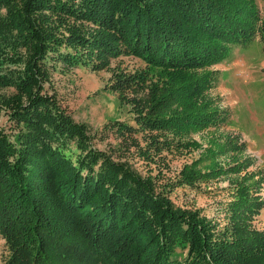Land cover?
<instances>
[{
	"label": "trees",
	"instance_id": "1",
	"mask_svg": "<svg viewBox=\"0 0 264 264\" xmlns=\"http://www.w3.org/2000/svg\"><path fill=\"white\" fill-rule=\"evenodd\" d=\"M258 35L264 45L256 0H0L5 264H264L258 188L240 182L224 218L212 219L171 196L196 184L195 165L176 184L115 155L135 146L151 164L167 150L198 149L187 137L226 119L214 67ZM123 56L142 66L127 70ZM59 62L112 71L110 88L136 113V126L99 129L122 136L114 151L96 147L90 127L61 105Z\"/></svg>",
	"mask_w": 264,
	"mask_h": 264
},
{
	"label": "rangeland",
	"instance_id": "2",
	"mask_svg": "<svg viewBox=\"0 0 264 264\" xmlns=\"http://www.w3.org/2000/svg\"><path fill=\"white\" fill-rule=\"evenodd\" d=\"M256 2L264 15V0ZM120 60L127 70L142 66L137 57L123 56ZM116 64L113 60L112 65ZM58 65L60 69L53 71L52 83L61 105L78 122L90 127L95 134L96 147L114 151L122 136L109 134L102 138L99 129L112 120L136 126L133 117L136 113L132 105L110 88L112 71H95L84 65L73 67L64 62ZM214 68L219 75L212 94L221 97L226 119L219 128L205 129L187 137L186 141L199 143L198 149L167 150L165 157L151 164L135 146L116 149L115 155L129 160L144 176L151 173L164 182L178 180L187 162L195 165L198 181L194 186H176L171 192L173 200L180 206L201 208L212 219H223L225 205L235 196L240 182L258 188V193L264 197V45L259 35L247 44L234 45L230 55ZM148 92L139 91V94L144 97ZM3 120L5 117L1 122ZM71 152L74 159L80 154L75 144ZM254 225L264 229V208L255 216ZM6 255L7 248L0 237V264H5Z\"/></svg>",
	"mask_w": 264,
	"mask_h": 264
}]
</instances>
